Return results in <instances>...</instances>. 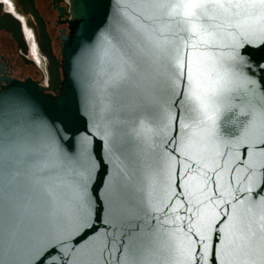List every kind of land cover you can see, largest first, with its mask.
<instances>
[{
	"label": "snow or ice",
	"instance_id": "obj_1",
	"mask_svg": "<svg viewBox=\"0 0 264 264\" xmlns=\"http://www.w3.org/2000/svg\"><path fill=\"white\" fill-rule=\"evenodd\" d=\"M71 17L73 100L0 92V264H264V0H72ZM160 174L176 191L152 209Z\"/></svg>",
	"mask_w": 264,
	"mask_h": 264
},
{
	"label": "flooded vegetation",
	"instance_id": "obj_2",
	"mask_svg": "<svg viewBox=\"0 0 264 264\" xmlns=\"http://www.w3.org/2000/svg\"><path fill=\"white\" fill-rule=\"evenodd\" d=\"M34 0L35 8L43 20L38 24L31 13L18 11L16 0H0L3 15H10L15 23L11 28L0 26V83L6 79L25 81L31 79L50 88L47 76L49 61L38 47L42 43L41 29L47 34L53 57L61 61L62 31L68 28L60 8H67V0ZM20 22V27L18 26ZM31 25V26H30Z\"/></svg>",
	"mask_w": 264,
	"mask_h": 264
},
{
	"label": "water",
	"instance_id": "obj_3",
	"mask_svg": "<svg viewBox=\"0 0 264 264\" xmlns=\"http://www.w3.org/2000/svg\"><path fill=\"white\" fill-rule=\"evenodd\" d=\"M58 2H65V0H59ZM129 3H138L139 0H128ZM25 5L27 6L26 12L31 13L37 23L40 25L43 23V20L40 18L39 13L35 8L34 0H24ZM71 3L72 0L67 1V8H60L61 16H65L66 20L65 24L68 25V28L62 31L61 36V61L59 62L55 57L52 56L49 48L45 47L46 42L48 43L47 34L45 30L41 29L42 40L44 42L40 43L38 40V47L42 53H44L49 61V65L47 67V76L49 79L50 88L43 86L42 84L35 82L31 79H26L25 81L19 80H10L6 79L5 84L0 83V92L4 89H23L33 97H35L38 101H40L45 106H49V97L55 98H64L66 101H72L74 98L72 83L69 78L70 73V65H69V56L72 54L74 49V33L77 31L78 24L72 20L71 17ZM132 11L140 12V9L135 8ZM18 26L20 27V22L18 21ZM41 26V25H40ZM156 27H160V25H156ZM112 56L110 51L105 52L104 56V70H108V64L111 62ZM54 89V90H53ZM105 105L101 103L98 106V111L103 115ZM105 121L102 119L101 124L104 125ZM167 128L163 123L160 124L158 130L155 132V135L158 139H163L166 135H169ZM173 172L175 171L176 164L175 161L171 164ZM200 185L198 183H193L191 191L194 196L199 195ZM176 191L174 187L170 190L167 186L165 177L163 174L154 175L151 179L147 190H146V198L149 201L150 207L152 209H162L165 205L169 203V197L172 192ZM184 207L183 203L177 200L172 204V207L169 208V216L166 217V222L170 228L173 227V217H177L175 227L173 230H180V210ZM42 239V235L40 233H36L33 236V242H39Z\"/></svg>",
	"mask_w": 264,
	"mask_h": 264
}]
</instances>
